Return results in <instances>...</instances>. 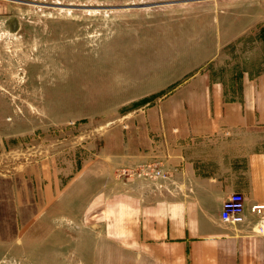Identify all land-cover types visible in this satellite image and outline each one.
Returning <instances> with one entry per match:
<instances>
[{
	"label": "rangeland",
	"instance_id": "374dc122",
	"mask_svg": "<svg viewBox=\"0 0 264 264\" xmlns=\"http://www.w3.org/2000/svg\"><path fill=\"white\" fill-rule=\"evenodd\" d=\"M7 4L0 264H151L113 212L97 211L95 190L163 188V161L128 152L163 143V96L187 77L235 86L264 73V0Z\"/></svg>",
	"mask_w": 264,
	"mask_h": 264
},
{
	"label": "crops",
	"instance_id": "0c3cea01",
	"mask_svg": "<svg viewBox=\"0 0 264 264\" xmlns=\"http://www.w3.org/2000/svg\"><path fill=\"white\" fill-rule=\"evenodd\" d=\"M8 1L0 0V18ZM160 113L163 143L128 154L130 163L161 159L163 188L139 179L132 187H97V211L113 212L112 222L129 229L134 254L151 264H264L256 218H220L230 193H241L246 208L264 203V73L235 86L191 75L163 96ZM106 195L125 200L104 203Z\"/></svg>",
	"mask_w": 264,
	"mask_h": 264
},
{
	"label": "built area",
	"instance_id": "2783aa9c",
	"mask_svg": "<svg viewBox=\"0 0 264 264\" xmlns=\"http://www.w3.org/2000/svg\"><path fill=\"white\" fill-rule=\"evenodd\" d=\"M156 171L158 174L159 170ZM248 213L256 218L255 232L264 236V203L253 204L246 208L245 198L239 192L230 193L222 202L220 218L224 222L239 224L246 220Z\"/></svg>",
	"mask_w": 264,
	"mask_h": 264
}]
</instances>
